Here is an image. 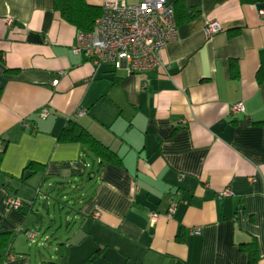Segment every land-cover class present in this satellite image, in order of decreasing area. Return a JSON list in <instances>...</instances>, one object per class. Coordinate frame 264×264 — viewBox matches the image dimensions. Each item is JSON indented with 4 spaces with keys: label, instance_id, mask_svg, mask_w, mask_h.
I'll list each match as a JSON object with an SVG mask.
<instances>
[{
    "label": "crops",
    "instance_id": "0c3cea01",
    "mask_svg": "<svg viewBox=\"0 0 264 264\" xmlns=\"http://www.w3.org/2000/svg\"><path fill=\"white\" fill-rule=\"evenodd\" d=\"M165 1L177 39L154 69L128 73L74 54L80 31L53 0H0L2 264H249L251 244L264 264V2ZM208 22L221 31L207 37ZM72 122L116 159L62 142ZM31 162L42 171L25 172ZM69 184L75 209L56 215L47 199L40 216L43 187Z\"/></svg>",
    "mask_w": 264,
    "mask_h": 264
},
{
    "label": "built area",
    "instance_id": "2783aa9c",
    "mask_svg": "<svg viewBox=\"0 0 264 264\" xmlns=\"http://www.w3.org/2000/svg\"><path fill=\"white\" fill-rule=\"evenodd\" d=\"M264 18V10L258 12ZM10 19H7L9 22ZM221 31L217 22H208L204 33L210 37ZM178 37L174 9L165 0H135L127 3L125 0L105 2L101 6V14L95 20L90 33H78L72 51L82 55L94 66L102 64L116 69L125 65L128 73H141L154 69L158 65V53L166 44ZM58 81L52 84L56 86ZM243 104L236 103L230 107V114H243ZM85 114L84 109L76 111V116ZM47 111L43 109L41 116ZM224 191L221 196H228ZM11 210H21L25 207L16 197L7 200ZM176 204L171 202L168 214L171 216ZM199 233V229L193 231ZM30 243L35 242L36 233L27 232ZM48 239L41 245H45Z\"/></svg>",
    "mask_w": 264,
    "mask_h": 264
},
{
    "label": "trees",
    "instance_id": "16d2710c",
    "mask_svg": "<svg viewBox=\"0 0 264 264\" xmlns=\"http://www.w3.org/2000/svg\"><path fill=\"white\" fill-rule=\"evenodd\" d=\"M242 4H256L262 3L264 0H239ZM54 10L57 11L61 17L69 24L74 26L82 33H90L94 27L95 20L101 14V8L93 7L84 0H53ZM175 15V6H173ZM238 31H232L230 36L236 35ZM264 80V64L261 65L257 72V81L261 83ZM1 91V90H0ZM62 142H76L87 147L93 154L98 156L101 161L111 162L116 159L114 154L110 152L101 143L96 141L86 130L81 128L78 124L72 122L69 127H66L60 137ZM42 171V165L31 162L26 168L25 172L35 174ZM11 234L0 232V264L5 260V255L10 248ZM249 255V264L256 263V251L253 244ZM43 264H57L47 262Z\"/></svg>",
    "mask_w": 264,
    "mask_h": 264
},
{
    "label": "rangeland",
    "instance_id": "374dc122",
    "mask_svg": "<svg viewBox=\"0 0 264 264\" xmlns=\"http://www.w3.org/2000/svg\"><path fill=\"white\" fill-rule=\"evenodd\" d=\"M79 183H77L78 185ZM77 185H64V186H58L53 189L52 191H49L48 187L44 186L42 189V196H44L45 198L37 205V213L40 216H44V210L43 208L46 207V203H47V199H49L50 202H48L50 204V207L47 206V208H51V210H53V208L56 210V213L54 212V214H59L61 213L62 216H66V214H68V212L71 210L75 209V201L78 200L79 198V190H77L76 186ZM41 196V198H42ZM60 207V211L57 210V207ZM50 235L52 234L49 233Z\"/></svg>",
    "mask_w": 264,
    "mask_h": 264
}]
</instances>
